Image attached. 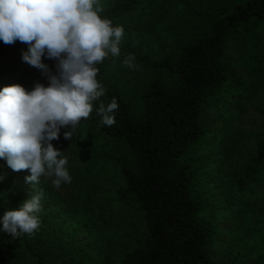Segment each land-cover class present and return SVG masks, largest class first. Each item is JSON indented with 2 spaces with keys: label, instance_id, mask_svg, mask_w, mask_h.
Masks as SVG:
<instances>
[{
  "label": "trees",
  "instance_id": "16d2710c",
  "mask_svg": "<svg viewBox=\"0 0 264 264\" xmlns=\"http://www.w3.org/2000/svg\"><path fill=\"white\" fill-rule=\"evenodd\" d=\"M99 6L102 18L123 26L120 57H135V79L123 85L98 65L105 93L65 143L74 194L53 204L62 220L54 221L48 201L33 234L0 232V264H236L213 257L202 163L189 148L205 138L212 98L241 97L232 84L238 67L252 79L250 96L264 97V0H99ZM9 46L0 41V58ZM7 73L0 70L1 77ZM113 97L116 122L106 126L95 107ZM262 133L232 172L237 190L264 170ZM29 174L0 158V216L38 188L54 196L43 176L31 187ZM79 230L84 237L74 241ZM255 264H264V251Z\"/></svg>",
  "mask_w": 264,
  "mask_h": 264
},
{
  "label": "clouds",
  "instance_id": "9594fccd",
  "mask_svg": "<svg viewBox=\"0 0 264 264\" xmlns=\"http://www.w3.org/2000/svg\"><path fill=\"white\" fill-rule=\"evenodd\" d=\"M99 0H0V41L27 45L24 62L46 75L47 86L37 82L31 90L20 84L0 88V158L15 171L27 169L31 187L40 178H52L59 187L70 183L68 157L51 141L72 139L77 126L94 110L105 93L97 79L98 65L109 55L120 56L123 26L102 18ZM55 61L53 73L44 59ZM122 63L135 67V57ZM119 104L115 97L95 107L101 123L113 125ZM42 194L32 193L17 208L0 216V232L13 238L33 234L40 227Z\"/></svg>",
  "mask_w": 264,
  "mask_h": 264
},
{
  "label": "rangeland",
  "instance_id": "374dc122",
  "mask_svg": "<svg viewBox=\"0 0 264 264\" xmlns=\"http://www.w3.org/2000/svg\"><path fill=\"white\" fill-rule=\"evenodd\" d=\"M144 38L145 36H142V39ZM10 45L11 47L9 46L0 58V70L8 71L5 76H0V88L20 84L26 90H31L37 82L47 86L46 75H42L41 70L21 58L22 51L27 50V45L20 41ZM231 55L235 57L236 50L232 51ZM123 60L120 56L109 55L100 65L117 77L123 85H129L134 81L136 72L133 67L125 66ZM44 62L54 73L55 61L45 58ZM240 69L242 68H237L239 79L234 80L232 84L242 88L241 97L236 93L221 92L212 98L207 105L204 119L205 138L201 142H195L189 149L200 157L202 163L201 185L208 194L206 212L214 231L211 244L213 257L217 262L255 264L258 255L264 251V170L255 181L248 183L242 190H237L231 178L236 165L241 164L242 160L253 153L256 141L262 137L264 97L261 99L259 92L254 97L250 96L249 92L252 93L254 89L252 79ZM98 75L99 73L97 78ZM66 142L70 140L65 139L61 131L59 139L51 141L61 152L65 151ZM108 173L111 176L115 175L114 172ZM105 176L103 173L102 178ZM44 178L54 189V196L58 198L51 197L50 191L45 192L38 188L37 192L42 194L41 204L46 205L49 201L52 216H57L54 221L60 222L62 217L58 216V210H55L53 204L66 192L69 196L73 195L74 187L70 188L69 183L54 187L52 178ZM27 189L31 190L30 187ZM117 207H120L119 204ZM71 237L74 241H79L84 234L80 230L74 231ZM91 248L93 251L96 250L93 244Z\"/></svg>",
  "mask_w": 264,
  "mask_h": 264
}]
</instances>
